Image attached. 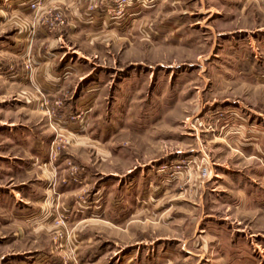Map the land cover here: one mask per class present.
Listing matches in <instances>:
<instances>
[{"label": "rangeland", "instance_id": "1", "mask_svg": "<svg viewBox=\"0 0 264 264\" xmlns=\"http://www.w3.org/2000/svg\"><path fill=\"white\" fill-rule=\"evenodd\" d=\"M111 1L128 29L77 106L68 90L17 101L35 65L25 28L64 11L1 2L0 131L31 128L43 148L0 138V190L28 183L35 210L28 229L1 215L0 264H264V153L224 135L264 129V0ZM60 58L45 47L37 61ZM11 152L29 165L9 169Z\"/></svg>", "mask_w": 264, "mask_h": 264}, {"label": "crops", "instance_id": "2", "mask_svg": "<svg viewBox=\"0 0 264 264\" xmlns=\"http://www.w3.org/2000/svg\"><path fill=\"white\" fill-rule=\"evenodd\" d=\"M31 1L32 0H0V9L2 7L1 4H3L1 2H4L10 9L28 14L30 11L28 6ZM45 1V4L48 3L50 6L54 5L64 11L68 18V25L55 34H49L45 28H42L43 25H40V23H37V27L40 25L38 28L35 27V25H33L30 30L25 28L26 32L23 37L24 43L19 52H21V55L26 54L27 57L35 58L33 60L35 65L30 75V81L21 78L18 79V77L15 79V84L18 88H22V92L24 93L18 94L17 97H20V99H17V101H40V95L34 93L35 89L39 88L43 90L47 96H54L52 98L62 96V92L68 90L71 91L70 94L72 96L70 101L75 100L77 106L83 102L86 96L97 93L98 90L95 91V88L98 85V81L96 80L97 78H95V71L98 70L97 67L108 68L103 62L104 59L101 62H98L97 59L101 60L103 55L111 52L115 38H118L116 39L117 45L119 40L123 39L126 33L125 30L128 29V27H126L128 19L122 18L115 22V19H113L109 13H106L109 0H99L93 3L92 0ZM96 3H98V7H100L98 11L101 10L99 14L98 12L91 13L90 11V6ZM101 12L102 14L100 15ZM45 47L46 49L52 48L53 50H59L61 55L60 60L53 62L43 60L38 62L37 58H40L42 53L45 52ZM17 48L19 47L16 43L12 50H16L17 53ZM87 80H90L89 85L92 86L83 88L82 90L80 89L82 93H79V96L73 94L74 92L72 91H76L80 86L88 84L89 82L86 83ZM90 90L94 91L87 94L86 92ZM95 96L96 95L87 97L84 102L89 101V104H92L95 102L93 100ZM24 107L27 108L28 105L26 104ZM70 107H72V105ZM89 112L90 111H86L85 113L89 114ZM259 114L262 115L261 113ZM238 125L240 126H230L224 135L228 137L232 134L233 137H239L234 141L238 145L240 143V145L243 146L240 150V154L252 160L253 156L249 155L253 152H258V154L264 153V129L257 126H255V128L246 129V126L244 127L242 122ZM16 129L15 131L11 130V133H1L0 131V138H2L4 142H9L10 146L14 147L19 145L21 148H43V143H40L39 140H34L33 133H37L31 128L26 127L24 130ZM247 134L250 135L247 136ZM8 154L11 156L10 158L13 162H6L5 165L8 166L9 169H17L15 167V163H18L15 162L16 160L23 161L20 162V165H29L28 161L21 159L18 155H13L12 152ZM0 165H2L1 162ZM23 174H31V170L25 167L22 175ZM13 180L14 179L10 180L11 184H14ZM11 186V189L8 191L0 190V219L3 214H11L13 215L12 224L16 225L19 223L21 229H28L29 226L33 227V213L31 212L33 211L35 213V210L29 205L33 195V188L29 187L26 182L20 183V186L24 189V191L21 192L16 191L17 187L15 185ZM254 197L253 195L252 198L243 199V206L247 205ZM20 203L25 206L17 207ZM249 207L253 209V205L245 206V208ZM256 208H259V210H261L260 213L264 214V207L262 205H258ZM238 226L240 228L242 225ZM21 233L23 235L22 231ZM241 242L240 240L239 243L243 244Z\"/></svg>", "mask_w": 264, "mask_h": 264}, {"label": "built area", "instance_id": "3", "mask_svg": "<svg viewBox=\"0 0 264 264\" xmlns=\"http://www.w3.org/2000/svg\"><path fill=\"white\" fill-rule=\"evenodd\" d=\"M44 1L45 0H32L29 4V7L33 12H39L43 8ZM117 3H118V7L120 9L119 12L120 11L122 12L123 8L127 7L128 1L127 0H117ZM110 5H111L110 7L113 6V1H111V0H110ZM96 7H97V9L100 8L96 4L91 5L90 11L95 12ZM110 9H111L110 12L113 14L112 8H110ZM110 12L107 11V13H109V14H110ZM119 14H121V13H119ZM45 24H46V27H45L46 31L50 34H54V32L57 31L58 29L63 28V27L68 25V19L66 18V16L64 15L63 12H59L57 15H51V17L49 19L46 18ZM27 68H28L27 70H30L31 67L28 65ZM260 161L264 167V155H262Z\"/></svg>", "mask_w": 264, "mask_h": 264}]
</instances>
